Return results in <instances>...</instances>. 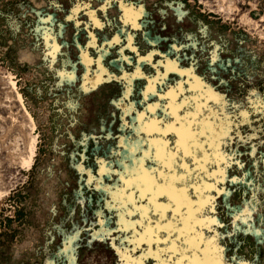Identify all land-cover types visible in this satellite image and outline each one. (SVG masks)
Returning <instances> with one entry per match:
<instances>
[{
  "label": "rangeland",
  "instance_id": "obj_1",
  "mask_svg": "<svg viewBox=\"0 0 264 264\" xmlns=\"http://www.w3.org/2000/svg\"><path fill=\"white\" fill-rule=\"evenodd\" d=\"M124 2L144 9L136 27L120 0H0V264H130L100 162L156 101L145 92L168 62L169 84L194 74L248 113L205 194L218 223L202 231L224 264H264V115L252 106L264 104V0ZM246 205L248 223L236 219Z\"/></svg>",
  "mask_w": 264,
  "mask_h": 264
},
{
  "label": "snow or ice",
  "instance_id": "obj_2",
  "mask_svg": "<svg viewBox=\"0 0 264 264\" xmlns=\"http://www.w3.org/2000/svg\"><path fill=\"white\" fill-rule=\"evenodd\" d=\"M120 8L125 22L131 20L136 27L143 7L120 0ZM165 67V73L154 77L145 92L146 97H157L156 101L145 102L144 111L136 112L131 122L125 121L130 134L121 138L120 151L113 153L107 165L100 162L102 170L107 168L108 175L115 177L104 191L110 197L107 206L119 217L121 258L130 264H144L148 258L155 264H224L216 238L208 239L202 231L211 232L218 223L209 214L212 198L205 194L223 177L219 165L232 158L234 125L239 117L246 120L248 113L230 111L239 106L229 104L194 74L181 72L188 79L169 84L164 76L177 69L172 62ZM252 106L264 115V104L252 102ZM133 111L129 104L124 115ZM251 215L246 205L236 219L247 217L244 222L248 223ZM76 234L74 230L67 235L64 254L72 253ZM97 235L103 238L110 233ZM137 251L139 255L133 257Z\"/></svg>",
  "mask_w": 264,
  "mask_h": 264
}]
</instances>
